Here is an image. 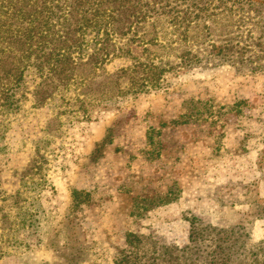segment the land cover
Returning <instances> with one entry per match:
<instances>
[{
  "label": "rangeland",
  "instance_id": "1",
  "mask_svg": "<svg viewBox=\"0 0 264 264\" xmlns=\"http://www.w3.org/2000/svg\"><path fill=\"white\" fill-rule=\"evenodd\" d=\"M25 81L13 109L0 95V264H115L160 245L194 256L213 235L190 243V221L225 228L234 262L264 264V72L194 67L137 95L70 85L40 104V80Z\"/></svg>",
  "mask_w": 264,
  "mask_h": 264
},
{
  "label": "trees",
  "instance_id": "2",
  "mask_svg": "<svg viewBox=\"0 0 264 264\" xmlns=\"http://www.w3.org/2000/svg\"><path fill=\"white\" fill-rule=\"evenodd\" d=\"M92 1L97 10L88 17L79 0H0L5 106L13 109L19 89L25 94L29 71L40 80L32 91L38 104L50 97L37 95H56L70 85L80 87L77 95L93 98L137 95L159 88L167 73L194 67L264 72V0ZM118 57L130 64L106 73L104 65ZM190 223V243L213 235L207 249L198 248L193 256L190 245H160L152 257L120 251L115 264H242L229 257L233 244H223L229 237L225 228L201 223L195 232Z\"/></svg>",
  "mask_w": 264,
  "mask_h": 264
}]
</instances>
